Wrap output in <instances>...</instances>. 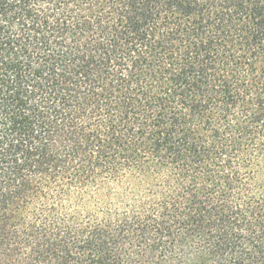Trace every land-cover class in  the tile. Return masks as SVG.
I'll use <instances>...</instances> for the list:
<instances>
[{"label":"trees","instance_id":"obj_1","mask_svg":"<svg viewBox=\"0 0 264 264\" xmlns=\"http://www.w3.org/2000/svg\"><path fill=\"white\" fill-rule=\"evenodd\" d=\"M0 264H264V0H0Z\"/></svg>","mask_w":264,"mask_h":264},{"label":"snow or ice","instance_id":"obj_2","mask_svg":"<svg viewBox=\"0 0 264 264\" xmlns=\"http://www.w3.org/2000/svg\"><path fill=\"white\" fill-rule=\"evenodd\" d=\"M113 178L116 179L117 182H119V179H120L119 175H114Z\"/></svg>","mask_w":264,"mask_h":264}]
</instances>
